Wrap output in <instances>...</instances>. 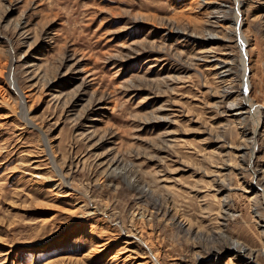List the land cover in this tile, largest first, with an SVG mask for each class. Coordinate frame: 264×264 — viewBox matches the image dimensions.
Instances as JSON below:
<instances>
[{
  "label": "rangeland",
  "instance_id": "1",
  "mask_svg": "<svg viewBox=\"0 0 264 264\" xmlns=\"http://www.w3.org/2000/svg\"><path fill=\"white\" fill-rule=\"evenodd\" d=\"M261 190L264 0H0V264H264Z\"/></svg>",
  "mask_w": 264,
  "mask_h": 264
},
{
  "label": "bare ground",
  "instance_id": "2",
  "mask_svg": "<svg viewBox=\"0 0 264 264\" xmlns=\"http://www.w3.org/2000/svg\"><path fill=\"white\" fill-rule=\"evenodd\" d=\"M238 3V2H237ZM240 6V5H239ZM236 23V22H235ZM232 25V24H231ZM233 26L235 27V28H239L240 26H239V24L237 23V24H234L233 23ZM232 28V27H231ZM232 30H234V29H232ZM230 34H233V32H230ZM234 34H236V29H235V31H234ZM233 34V35H234ZM213 36H211V35H208L207 37H206V39H203L204 41L205 40H210V38H212ZM234 38H238V36L237 35H235V37ZM236 40V39H235ZM238 40V39H237ZM240 43H241V41H240ZM239 47L241 48V44L239 45ZM219 64V66H221L220 67V69H225L224 71H226V72H228L229 70H231L230 69V65H231V62L228 60V57L227 58H225L224 60H220V62L218 63ZM218 69V68H217ZM246 70H245V68H243V76L245 77V72ZM230 72H232V71H230ZM229 72V73H230ZM243 77V78H244ZM243 80V85H242V89L240 88V90H239V96H240V98L238 99V100H235V101H232V102H229L228 104H227V106H226V110L227 111H233V109L234 108H242V110L243 109H245V108H249V109H251L252 108V106L248 103V101L246 100H244L245 98L244 97H246V94H247V92H246V88H247V86H246V83H244L245 82V79H242ZM231 86H232V84H231ZM230 86V87H231ZM238 93V92H237ZM233 94V93H232ZM238 95V94H237ZM230 96V91L229 92H225L224 93V95H223V97L225 98V97H229ZM246 110V109H245ZM256 112V111H255ZM254 112V110H252V113L250 114V115H252V117H253V121H254V125L256 126V127H258L259 126V119H258V117L256 116V113ZM256 133V129L254 130V133L253 134H255ZM255 149H256V147H255V143H254V141L252 142V147H251V149H250V153L251 154H253L254 153V151H255ZM52 153V152H51ZM53 157H52V155L50 156V159H52ZM61 179V178H60ZM261 194H262V196H264V191L263 190H261V192H260ZM100 246V245H99Z\"/></svg>",
  "mask_w": 264,
  "mask_h": 264
}]
</instances>
